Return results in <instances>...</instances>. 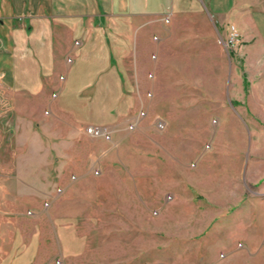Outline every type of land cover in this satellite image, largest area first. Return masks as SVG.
Instances as JSON below:
<instances>
[{
    "label": "rangeland",
    "instance_id": "374dc122",
    "mask_svg": "<svg viewBox=\"0 0 264 264\" xmlns=\"http://www.w3.org/2000/svg\"><path fill=\"white\" fill-rule=\"evenodd\" d=\"M164 1L113 23L105 73L71 53L82 73L57 71L48 99L0 87V169L18 155L40 191L19 222L34 264H264V0H214L239 22L212 0ZM102 126L110 138L88 132Z\"/></svg>",
    "mask_w": 264,
    "mask_h": 264
},
{
    "label": "crops",
    "instance_id": "0c3cea01",
    "mask_svg": "<svg viewBox=\"0 0 264 264\" xmlns=\"http://www.w3.org/2000/svg\"><path fill=\"white\" fill-rule=\"evenodd\" d=\"M145 1L0 0V87L3 86L2 89L11 98L17 97L19 93L27 96L41 93L42 97L48 99L49 92L59 82L57 71L66 67L72 76V82L76 75L82 73L81 64V67L66 65V57L71 53H74L72 63L89 61V69L99 74L105 73L107 67L99 69L93 63L98 61L101 41H105L107 35L114 36V22L129 23L147 14ZM213 2L214 0L211 1L213 9L220 21L231 19L239 22L237 18L240 19L241 14L240 17L237 14L243 11L241 8L233 3L229 6L218 3L217 6ZM163 3L165 5L167 0ZM249 18L252 22L259 20L253 14ZM260 18L258 24H263L262 14ZM108 23L110 27H107ZM124 32L126 31L121 33ZM262 34L264 36V29ZM76 38L80 43L74 46L73 40ZM110 45L109 49H113L111 42ZM39 66L47 68L45 71L34 70V67ZM112 73L114 72L111 71L110 74ZM86 81V95H96V86L91 83L90 78ZM119 91L123 92L124 87H120ZM17 110L19 109L16 107L15 115L22 113ZM26 113H29L28 107ZM69 129L74 134L71 136L79 134L73 127ZM19 160L22 159L18 155L3 156L2 161L15 164L9 170L0 169V264H34V233L32 230L27 233V226L19 228V222L31 224L32 220L25 217L23 209L34 200V192L39 194L40 191L20 179L25 175L18 170ZM20 229L22 233H19Z\"/></svg>",
    "mask_w": 264,
    "mask_h": 264
},
{
    "label": "built area",
    "instance_id": "2783aa9c",
    "mask_svg": "<svg viewBox=\"0 0 264 264\" xmlns=\"http://www.w3.org/2000/svg\"><path fill=\"white\" fill-rule=\"evenodd\" d=\"M237 36H238L237 29H236L235 25L233 23H231L229 25V33H228V37L226 39V41H227L226 43L227 44L233 43V41H235L237 39ZM219 43L226 44L223 39H220ZM88 132H90L91 134H93L95 136L105 135L107 138H110V135L107 134V132L104 128L89 127Z\"/></svg>",
    "mask_w": 264,
    "mask_h": 264
}]
</instances>
